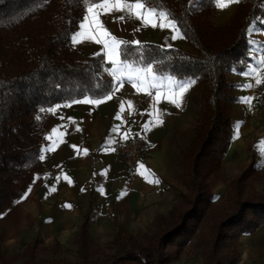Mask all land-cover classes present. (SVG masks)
<instances>
[{
	"label": "trees",
	"instance_id": "obj_1",
	"mask_svg": "<svg viewBox=\"0 0 264 264\" xmlns=\"http://www.w3.org/2000/svg\"><path fill=\"white\" fill-rule=\"evenodd\" d=\"M93 2L102 0H0V215L26 194L43 171L40 156L55 119L48 109L73 99L103 98L111 90L102 56L83 58L71 44L86 5ZM144 2L175 18L195 53L129 43L132 54L121 59L133 65L152 63L157 74L178 81L205 83L200 125L182 153L187 194L169 214L156 216L143 239L116 233L109 253L90 235L96 216L91 202L77 234L75 263L49 258L60 251L58 242L43 247L37 240L10 254L0 227V264H170L173 249L188 246L192 238L202 251L203 264H237L239 253L230 244L233 236L237 231L255 233L264 225V195L249 190L246 175L231 183V193L220 204L207 182L234 139L237 123L230 108L237 97L229 77L232 71H244L251 59L250 31L254 26L264 28V0H238L227 27L212 21L216 0Z\"/></svg>",
	"mask_w": 264,
	"mask_h": 264
},
{
	"label": "crops",
	"instance_id": "obj_2",
	"mask_svg": "<svg viewBox=\"0 0 264 264\" xmlns=\"http://www.w3.org/2000/svg\"><path fill=\"white\" fill-rule=\"evenodd\" d=\"M89 5H86L85 15H89ZM121 16L124 19L118 20ZM100 19L117 39L134 46L136 44L132 42L139 41V45L154 43L164 49L179 48L195 53L179 29L153 28L151 24L159 25L160 21L147 13L139 19L127 12H112L110 15L101 14ZM81 31L86 36L99 34L92 32L87 25L84 29L78 25L73 36ZM173 35L177 37L175 40ZM250 40L251 59L245 70L232 71L229 77L232 93L237 97L235 102L248 109L263 90L264 28L252 27ZM79 41H71L77 52L83 58L100 53L112 85L119 84L120 87L112 99L105 98L99 105L70 101L52 107L56 108L52 112L55 119L46 133L48 142L42 150L43 171L35 176L26 194L0 215L4 238H9L10 244L18 238L32 235L34 231L38 234V229H42V235L49 240L62 245L70 243L77 237L74 235L77 230L79 232L91 202L96 208L90 227L93 240L109 238L113 241L118 232L132 233L131 230L141 222H152L156 213L151 218L146 214L160 211L164 199L170 194L165 181L174 178L175 169L179 170V131L195 128L196 118H200L194 105L198 80L184 92L181 107L177 108L169 103L172 92L178 91L175 77L156 73L155 87L147 82L134 86L128 75L131 74L135 80V70L145 66L127 62L132 69L125 70L118 80L112 75L113 65L105 54L104 46L85 39V36H80ZM249 71L251 75L242 74ZM256 79L261 80L259 85L255 83ZM248 84L252 87H245ZM245 98L250 99L246 101ZM138 136L147 139L152 157L140 161L135 172L131 173L111 147Z\"/></svg>",
	"mask_w": 264,
	"mask_h": 264
},
{
	"label": "rangeland",
	"instance_id": "obj_3",
	"mask_svg": "<svg viewBox=\"0 0 264 264\" xmlns=\"http://www.w3.org/2000/svg\"><path fill=\"white\" fill-rule=\"evenodd\" d=\"M224 7H216L212 21L214 25L218 27H227L234 16L238 2L237 0H222ZM198 86L195 94L194 105L196 106V113L199 115L201 111V100L206 92L205 83L203 80L198 81ZM234 93V91H232ZM259 98H254L249 105V109L243 107L237 102H233L231 105L230 113L234 120H236L235 136L236 138L232 142L227 154L218 165H216L211 171L208 177V184L211 186L217 204L226 202L227 196L231 193L232 182L243 175H246L245 183L248 185L249 190L264 195V118L261 114L259 104ZM195 128H188L186 130L179 131V170L173 171L174 178H170L165 181V186L170 190V194L166 196L163 201L162 208L157 213H147V217L156 219L157 215H167L172 210L181 198V195L187 194L188 187L185 186L183 180V170L181 168L182 153L190 146L196 130L200 125L199 118H196ZM257 153L253 152V150ZM180 158V159H179ZM178 167V166H177ZM249 167L252 169L249 171ZM146 220L141 222L140 226L131 230V235L143 239L145 233L152 230L153 222ZM2 229V236L4 238V227L0 224ZM37 229V228H35ZM41 229V228H40ZM42 231V229H41ZM38 229V234L34 231L32 235L28 237L18 238L13 244H10L9 238H4V247L10 254L19 253L24 251L25 245L39 241L41 246L50 247L54 241L49 240L42 235ZM198 232V231H197ZM196 232V233H197ZM78 230L76 231V236ZM264 227H259L255 233L248 234L244 232H236L230 241L231 248L239 253V261L237 264H264ZM77 238V237H76ZM76 238L72 239L70 243L60 246V251L54 256L49 254V258L64 259L69 262H77V246ZM263 238V239H262ZM260 239L263 241L260 243ZM95 244L101 248V250L109 253L112 252L111 239L107 240H95ZM16 264H20L17 262ZM170 264H203L202 251L198 247L196 238H192L188 244L183 248L176 247L172 251V258Z\"/></svg>",
	"mask_w": 264,
	"mask_h": 264
},
{
	"label": "snow or ice",
	"instance_id": "obj_4",
	"mask_svg": "<svg viewBox=\"0 0 264 264\" xmlns=\"http://www.w3.org/2000/svg\"><path fill=\"white\" fill-rule=\"evenodd\" d=\"M238 2V0H237ZM216 4L218 7H224V4L222 3V0H216ZM87 12L89 15H85L83 17V21L79 23V28L84 29L86 25L91 29L92 32H98V35H85L83 31L77 32L76 35L72 37V40L74 43H79V37L85 36V39L88 40H94L96 44L100 45L102 44L104 48L106 49V55L108 57V60L112 63L113 67L111 69L113 77L116 79H120L121 76L124 75L125 70H131L132 65L127 63V60H121V57H127L132 54L130 51V44L127 41H124L122 39H117L114 35H112L111 32L108 31V29L105 27V23L101 21L100 15H110L112 12H120V13H129L134 14L137 16V18L142 19L144 14L147 13L149 17H156L158 21H160L159 25L156 23H152L151 27L156 28L157 26L160 27L161 30L163 29H171V30H178V24L175 18H169L168 14L164 11L157 12L156 8L153 7H147L144 0H135L134 3L128 2V0H102V2H93L91 3L88 8ZM118 20H123L124 17H118ZM177 37L175 35L172 36V39L175 40ZM132 43H135L136 45H139V41H134ZM97 56H100V53L96 54ZM143 55L141 54V59H143ZM136 72V79H133V76L130 74L128 75V79L133 81V85L136 86L137 83H144L147 82L150 84L151 87H155L154 81L158 79L154 65L152 63H148L144 68H137L135 70ZM245 76L251 75L252 73L249 72H243L242 73ZM195 80H189L187 82H184L183 80L177 82L178 91L172 92L171 99L169 100V103L174 105L175 107L179 108L182 104V98L184 92L190 87L191 84H195ZM122 83V81H121ZM255 83L259 85L261 83L260 79H256ZM120 85H109V88L111 89L109 92L105 94L104 98H95V99H88L85 97L84 99H73L72 103L74 104H93V105H99L101 103H104V99H112L113 95L115 94V91L119 89ZM245 87H252L251 84L245 85ZM250 98H245L247 101ZM67 106V105H65ZM59 107V106H58ZM51 112H55L56 108H50L48 109ZM41 112H44L45 109L41 108ZM36 119H40L39 116L36 117ZM40 159L43 160L44 156L41 155ZM143 167V165H141ZM159 182L158 180L156 181ZM30 191V189H29ZM68 207H71V205H68Z\"/></svg>",
	"mask_w": 264,
	"mask_h": 264
},
{
	"label": "built area",
	"instance_id": "obj_5",
	"mask_svg": "<svg viewBox=\"0 0 264 264\" xmlns=\"http://www.w3.org/2000/svg\"><path fill=\"white\" fill-rule=\"evenodd\" d=\"M262 94L258 104L264 117V80L262 82ZM113 153L123 160L125 168L129 172H135L139 162L152 157L151 147L147 139L142 136L134 137L126 141L118 142L111 147Z\"/></svg>",
	"mask_w": 264,
	"mask_h": 264
}]
</instances>
